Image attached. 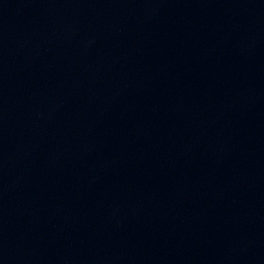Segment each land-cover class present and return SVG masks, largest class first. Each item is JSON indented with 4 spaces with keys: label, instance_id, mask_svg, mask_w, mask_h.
<instances>
[{
    "label": "water",
    "instance_id": "95a60500",
    "mask_svg": "<svg viewBox=\"0 0 264 264\" xmlns=\"http://www.w3.org/2000/svg\"><path fill=\"white\" fill-rule=\"evenodd\" d=\"M0 264H264V0H0Z\"/></svg>",
    "mask_w": 264,
    "mask_h": 264
}]
</instances>
